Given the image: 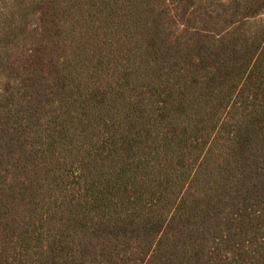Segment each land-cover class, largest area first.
<instances>
[{
    "label": "trees",
    "instance_id": "obj_1",
    "mask_svg": "<svg viewBox=\"0 0 264 264\" xmlns=\"http://www.w3.org/2000/svg\"><path fill=\"white\" fill-rule=\"evenodd\" d=\"M0 264H264V0H0Z\"/></svg>",
    "mask_w": 264,
    "mask_h": 264
}]
</instances>
